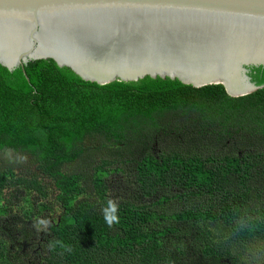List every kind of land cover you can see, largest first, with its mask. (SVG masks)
<instances>
[{
  "label": "trees",
  "instance_id": "trees-1",
  "mask_svg": "<svg viewBox=\"0 0 264 264\" xmlns=\"http://www.w3.org/2000/svg\"><path fill=\"white\" fill-rule=\"evenodd\" d=\"M24 71L0 66V264H258L264 87Z\"/></svg>",
  "mask_w": 264,
  "mask_h": 264
},
{
  "label": "water",
  "instance_id": "water-1",
  "mask_svg": "<svg viewBox=\"0 0 264 264\" xmlns=\"http://www.w3.org/2000/svg\"><path fill=\"white\" fill-rule=\"evenodd\" d=\"M40 60L98 85L170 78L247 96L264 87L250 76L264 0H0V66Z\"/></svg>",
  "mask_w": 264,
  "mask_h": 264
},
{
  "label": "clouds",
  "instance_id": "clouds-1",
  "mask_svg": "<svg viewBox=\"0 0 264 264\" xmlns=\"http://www.w3.org/2000/svg\"><path fill=\"white\" fill-rule=\"evenodd\" d=\"M102 212L104 220L109 228L113 227L114 224L119 223L118 205L111 199L107 201V206L102 209ZM66 251H71V248H66Z\"/></svg>",
  "mask_w": 264,
  "mask_h": 264
},
{
  "label": "rangeland",
  "instance_id": "rangeland-1",
  "mask_svg": "<svg viewBox=\"0 0 264 264\" xmlns=\"http://www.w3.org/2000/svg\"><path fill=\"white\" fill-rule=\"evenodd\" d=\"M258 264H264V246H260V250H250L246 256V260ZM189 264H198L197 261H191Z\"/></svg>",
  "mask_w": 264,
  "mask_h": 264
}]
</instances>
